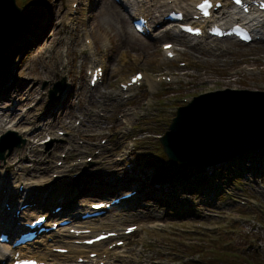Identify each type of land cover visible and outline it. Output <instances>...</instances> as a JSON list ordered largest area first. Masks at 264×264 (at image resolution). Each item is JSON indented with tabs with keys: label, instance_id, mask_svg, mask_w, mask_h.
Masks as SVG:
<instances>
[{
	"label": "rangeland",
	"instance_id": "1",
	"mask_svg": "<svg viewBox=\"0 0 264 264\" xmlns=\"http://www.w3.org/2000/svg\"><path fill=\"white\" fill-rule=\"evenodd\" d=\"M103 1L116 5L127 24L109 19V8L102 15L98 0H16L23 28L0 13V31L12 37L0 42V143L12 134L26 139L0 161V182L14 173L30 186L52 178L50 202L41 214L61 206L58 223L73 211L77 216L58 231L85 227L95 236L137 225L140 231L125 238L124 252L115 251L114 264H264V148L221 166H191L170 161L160 141L184 98L229 90L264 93V41L247 46L204 38L192 46L189 38H160L159 28L143 38L123 3ZM88 38L93 48L85 44ZM165 43L174 45L173 61L162 51ZM204 50L213 57L203 56ZM97 67L105 70L103 83L90 89L88 72ZM138 72L148 79L124 99L121 84ZM60 84L65 90L53 99ZM7 94L12 102L4 101ZM35 131L40 135L33 136ZM78 158L85 159L84 166L70 169ZM79 171L80 180H72ZM62 184L67 187L61 194ZM133 189L139 190L134 201L97 221L79 220L78 212L91 204ZM43 194L45 201L48 193Z\"/></svg>",
	"mask_w": 264,
	"mask_h": 264
},
{
	"label": "water",
	"instance_id": "2",
	"mask_svg": "<svg viewBox=\"0 0 264 264\" xmlns=\"http://www.w3.org/2000/svg\"><path fill=\"white\" fill-rule=\"evenodd\" d=\"M0 13L6 14L8 21H16L19 27L24 24L23 12L16 0H0ZM59 86L51 93L53 99L58 97L57 90L60 93L65 90ZM263 97L256 93L228 91L195 98L178 110L169 131L161 138L164 153L175 163L216 166L251 150L264 148ZM25 143L22 138L10 145L3 142L0 159H6V149L9 148L10 155ZM184 145L191 147L187 149ZM198 153L201 155L197 156Z\"/></svg>",
	"mask_w": 264,
	"mask_h": 264
},
{
	"label": "bare ground",
	"instance_id": "3",
	"mask_svg": "<svg viewBox=\"0 0 264 264\" xmlns=\"http://www.w3.org/2000/svg\"><path fill=\"white\" fill-rule=\"evenodd\" d=\"M144 1V0H143ZM148 0H146L147 3ZM200 0H173L172 3L169 2V0H150V3L148 4L149 6H145L144 4L141 3V1L138 2V0H123V8L125 10V12L128 13L129 18L134 21L135 19H138L140 16H145L147 17V19H149V24L148 27L149 29L152 28L153 29V34H154V29L157 27H162L164 26L167 22H166V18L169 16V14H171L174 11L177 12H183L185 14V20L183 23L179 24V26L181 25H190L192 22L194 23L195 27L198 28H203L205 29L206 26L208 24L211 23V21H205V22H201V21H194V9L195 6L197 5V3ZM217 1V0H215ZM246 2H252L254 0H245ZM99 4L101 5V10L100 13L103 15V13L105 12V10L108 11L107 8L111 9V11L109 12V19H113L116 21L117 20H122V23H126L127 24V18L120 12L118 11V7L116 5L109 4L107 2H104L103 0H98ZM109 6V7H107ZM232 5L230 3L229 0H226L224 2V9H222L221 11L218 12L219 16L221 15L222 18L224 19H229L230 21L228 23H234L235 20L237 21H241V18H239V14L234 13V14H229L226 9L230 8ZM177 9V10H175ZM218 16V15H216ZM227 23V24H228ZM245 24L252 30V32H254L257 36H260L261 39H263L264 37V13L259 12V13H253L249 18L246 19ZM3 28H5V25L1 23V29L3 30ZM162 36L160 38H164L165 36L169 35L172 37L177 38V40H181L179 39L180 37H187L185 35H181L179 33V27L178 25H174V27H169L167 26V28H161L160 29ZM11 37L10 33L7 31H0V42L2 39V43H4V41H8ZM189 38V37H188ZM206 37H201L199 39L197 38H190V40L194 41V45L192 44V46H196L198 43V41L203 40ZM151 40H153L151 38ZM228 39H214V41H218V42H224L227 41ZM142 41V40H141ZM158 41V40H156ZM144 42V41H142ZM185 42V41H184ZM12 43V41H11ZM86 44L93 46V42H91V40L87 39L86 40ZM165 44H169V43H165ZM142 46H145L144 43H142ZM226 51H222V53H224ZM203 56H207V57H213L212 54L210 53L209 50H204L203 51ZM220 56H214V61H218L219 59H221V53L219 54ZM175 59V58H174ZM249 72H251L250 74H252L253 72H256V70L254 69H248ZM148 79V77L144 78V80ZM68 88H71V83H68ZM10 97V99H9ZM4 101L7 102H12L14 97L13 95H9L7 94L6 97H4ZM8 106V105H7ZM15 115L12 114L11 118H13ZM22 124V120H20L17 125H15L16 127H19ZM40 133L38 131H35L33 133V136H39ZM31 153H36L35 150H32ZM13 180V182H12ZM55 182L51 179H47V180H42L40 182H38V184H36L35 186H30L28 183V179L24 176L21 175H17L16 173L12 174V178L11 180L9 179V181H7L5 184H2V182H0V202H2L1 204L7 205V203L12 204L13 208L18 210L19 207L23 206V204L27 203L29 205H31L32 203H35L37 201V199L39 198L40 201H38V207L40 208H36L32 211L29 210H24L22 212V217L21 219H16L14 222L12 221V219H10L12 217V215L15 213H11V214H7L4 211H0V226L3 225V223H5V227L0 228L1 230L5 231L6 233H14L17 230L16 225L22 221V218H25L24 221L31 223L32 220H35L36 218H38L40 216V214L42 213V209L44 207H46V204H49L48 199L51 196L50 194V190L54 187ZM5 187L6 189H8V193L7 194H3L4 192H1V188ZM22 187L23 191H22V196H21V200L17 201L16 197L18 196V193L20 192V188ZM67 187V184H62L59 191L62 193H65V189ZM80 184H78L76 186V188H79ZM48 193V196L46 197V200L44 201L45 198V194L42 195V193ZM37 193V194H34ZM24 195L27 196L26 200L29 202L23 201ZM50 195V196H49ZM41 197V198H40ZM51 198V197H50ZM68 198L69 197H65L63 204L68 205ZM32 200V201H31ZM31 201V202H30ZM57 201V199L55 200V202ZM98 204V203H95ZM66 211L69 210V208H65ZM118 210V208H117ZM110 212V211H109ZM64 214V210L62 212H60L58 215H62ZM68 216V215H67ZM98 220V219H96ZM94 220V221H96ZM91 222V221H90ZM49 227H51L53 224H49L46 223ZM73 228V227H72ZM62 229L60 231H56L52 234H50L49 236H46L44 238H38L36 239L32 245L30 246H23L21 247L19 250L24 254L23 259H29V258H37L38 260H40V262H46L48 264H62L64 262H75L76 260H78V258L83 257V255L87 252L88 248H91L90 251L97 253V252H101L100 254H104L105 252H108L107 249L105 247H103V243H99L94 245L93 247H88V248H84V247H79L76 246L75 243L76 241H84V240H89L93 237H88V236H84L81 238H76L74 235L70 234V229ZM76 229V228H75ZM79 229V228H77ZM83 229V228H80ZM117 231V230H115ZM138 230H136L135 232H133L132 234H136ZM95 232V231H93ZM109 232H114L113 231H109ZM131 234V235H132ZM54 245V246H53ZM125 246V245H124ZM53 248H60V249H68L69 253L65 256H59L57 254L53 253ZM123 246L122 249L123 250ZM5 250V251H4ZM15 251L12 250V246L11 245H7V244H0V259L1 262L6 259L7 257H9V254H12L13 256L15 255ZM5 257V258H4ZM4 258V259H2ZM13 259V258H12ZM14 261V260H13ZM13 261L10 264H13ZM100 261H97V263H99ZM94 262H92L93 264ZM110 263V262H109ZM110 264H114L113 262H111Z\"/></svg>",
	"mask_w": 264,
	"mask_h": 264
},
{
	"label": "snow or ice",
	"instance_id": "4",
	"mask_svg": "<svg viewBox=\"0 0 264 264\" xmlns=\"http://www.w3.org/2000/svg\"><path fill=\"white\" fill-rule=\"evenodd\" d=\"M241 2H242V0H236L237 4H239ZM198 7L202 8V9H205L204 15L207 16V15H209V12L206 9L212 7V5L208 3V0H205V2L203 4H199ZM245 11H247V9H245ZM187 31L188 32H193L194 30L192 28H188ZM195 32L198 34L199 33V29H195ZM217 34H219V33H217ZM241 38L243 40H245V41L250 39V37L248 35H243ZM171 47H172V45L166 44V45H164V50L168 51V49H170ZM168 55L171 57L172 53L169 51ZM97 71H99V70H97ZM141 79H142V77L140 75H136L133 78L132 83L135 84L138 81H140ZM125 87H127V85H125ZM129 231L131 232V231H133V229H129ZM20 264H35V262L34 261H22V262H20Z\"/></svg>",
	"mask_w": 264,
	"mask_h": 264
},
{
	"label": "trees",
	"instance_id": "5",
	"mask_svg": "<svg viewBox=\"0 0 264 264\" xmlns=\"http://www.w3.org/2000/svg\"><path fill=\"white\" fill-rule=\"evenodd\" d=\"M29 9H30V8H29ZM12 50H14V48H12ZM12 52H13V51H12ZM10 54H11V53H10ZM2 71H3V70L0 71V75H1V72H2Z\"/></svg>",
	"mask_w": 264,
	"mask_h": 264
}]
</instances>
